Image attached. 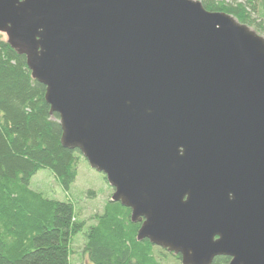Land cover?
Instances as JSON below:
<instances>
[{
	"label": "water",
	"instance_id": "95a60500",
	"mask_svg": "<svg viewBox=\"0 0 264 264\" xmlns=\"http://www.w3.org/2000/svg\"><path fill=\"white\" fill-rule=\"evenodd\" d=\"M78 150L182 264H264V37L198 0H0Z\"/></svg>",
	"mask_w": 264,
	"mask_h": 264
},
{
	"label": "trees",
	"instance_id": "16d2710c",
	"mask_svg": "<svg viewBox=\"0 0 264 264\" xmlns=\"http://www.w3.org/2000/svg\"><path fill=\"white\" fill-rule=\"evenodd\" d=\"M198 1L264 35V14L256 0ZM45 95L46 87L32 77L26 57L0 33V264H69L80 234L87 264H160L159 247L138 240L141 225L132 222L131 210L121 203L110 199L86 229L72 202L49 199L31 187L40 171L50 170L70 192L82 156L62 146L60 118L51 115ZM229 263L227 257L213 262Z\"/></svg>",
	"mask_w": 264,
	"mask_h": 264
},
{
	"label": "rangeland",
	"instance_id": "374dc122",
	"mask_svg": "<svg viewBox=\"0 0 264 264\" xmlns=\"http://www.w3.org/2000/svg\"><path fill=\"white\" fill-rule=\"evenodd\" d=\"M257 10L264 14V0H256ZM254 31V29H252ZM256 32V31H255ZM258 34V33H257ZM264 37L263 34H258ZM6 38V36H5ZM31 187L43 193L49 199L60 202L70 201L75 207L78 219L86 222V229L94 225V218L103 211L104 206L111 199L113 189L105 179V175L92 169L87 160L80 156L78 176L70 192H66L60 186L58 179L50 170L40 171L32 180ZM95 196H89V192ZM85 236L80 234L74 239L71 247L69 264H87L84 254ZM159 256L160 264H182L176 255L166 250L155 249Z\"/></svg>",
	"mask_w": 264,
	"mask_h": 264
},
{
	"label": "flooded vegetation",
	"instance_id": "af4514ba",
	"mask_svg": "<svg viewBox=\"0 0 264 264\" xmlns=\"http://www.w3.org/2000/svg\"><path fill=\"white\" fill-rule=\"evenodd\" d=\"M140 225L142 226V223H140ZM231 261V260H230Z\"/></svg>",
	"mask_w": 264,
	"mask_h": 264
}]
</instances>
